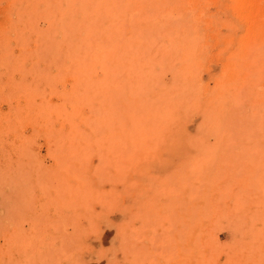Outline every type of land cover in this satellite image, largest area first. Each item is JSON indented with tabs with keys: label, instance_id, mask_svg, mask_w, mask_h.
<instances>
[{
	"label": "rangeland",
	"instance_id": "obj_1",
	"mask_svg": "<svg viewBox=\"0 0 264 264\" xmlns=\"http://www.w3.org/2000/svg\"><path fill=\"white\" fill-rule=\"evenodd\" d=\"M232 13L264 41V0H0V264H264V46L229 45ZM142 33L135 123L177 114L129 136L85 40Z\"/></svg>",
	"mask_w": 264,
	"mask_h": 264
},
{
	"label": "bare ground",
	"instance_id": "obj_2",
	"mask_svg": "<svg viewBox=\"0 0 264 264\" xmlns=\"http://www.w3.org/2000/svg\"><path fill=\"white\" fill-rule=\"evenodd\" d=\"M230 25H231V32L230 35L227 38V42L229 43L230 46L235 47V48H243V47H256V46H264V41H253L250 38L249 33L245 35L243 32L240 33V35L236 36V29L238 27V23L240 21L238 14L232 13L230 15ZM74 32H72V35L70 36L71 38H66L69 46L68 50L66 51L67 55H69L71 58L79 59V56L82 57L81 55V48L80 44L77 42V37L73 38ZM135 35V34H134ZM124 38H127L126 36H116V37H93L85 40V45H86V63L87 66H92V63L95 65L98 64V61L101 62V65L105 68L106 70V76L103 82L104 86V94L97 93L100 92L98 90H93L92 84H94V79L89 78L88 80V90H89V95L93 97H97L101 100L105 99L106 102V109L109 108L110 110L106 111L104 108V114L106 116H112L117 115L115 119H112L111 117V122L110 124H113L114 129L116 132L121 133L123 132V135L125 134H138L140 136L139 131L143 135L147 134H152V133H159L163 129L161 126H163V122L170 121L171 119L175 118L177 113L170 114V112H167V102L170 101V93L164 94L162 97V102L164 101V104L162 106H159V110L154 109L155 113L150 114L149 117L145 119V117H142L140 121L135 123L136 116L135 114H144L146 111V108L148 107V101L149 99L153 101V99L156 96L154 93L151 91L153 83H154V77L153 74L155 71L151 67L150 63L148 60L144 59V67H142L141 64V59L138 58L139 54H144L145 50L149 46V35L143 34H138L131 40H127ZM135 38V41H134ZM101 51V54L97 55L95 53V50ZM259 52L257 49H248V50H238L236 53L238 55H242L248 52ZM137 53V55H134ZM121 70H123L125 73H129L132 77L138 74L136 78H134L133 83V90H137L139 88H142L143 91H141L143 99H140L138 96L137 99L131 100L132 102H128L124 99L123 93L125 90L122 89L121 87V82H123L122 79V73ZM93 79V80H92ZM99 81V80H98ZM102 82V81H101ZM115 83V84H114ZM184 86L180 84V86H176L174 88V93L180 96ZM149 93H152L154 97L148 98ZM103 98V99H102ZM126 98V97H125ZM179 98V97H176ZM104 102V103H105ZM118 106L120 110L118 111H113V108ZM111 111L112 114L108 115V113ZM175 111V110H174ZM104 115V117L107 119V117ZM103 116V115H102ZM109 118V119H110ZM105 120V119H104ZM174 120V119H173ZM110 121V120H109ZM104 121H102V125H104ZM143 123V126L140 125ZM108 124V125H110ZM107 125V124H106ZM107 125V126H108ZM104 128V126H103ZM107 128V127H106ZM112 129V128H111ZM108 130V129H107ZM110 130V129H109ZM112 130V131H113ZM111 133V132H110ZM120 133V134H121ZM116 134V133H114ZM126 136L127 137L129 136ZM119 137V136H118ZM117 137V138H118ZM121 138V136H120ZM122 139V138H121ZM125 140H123L124 142ZM145 141V142H144ZM127 142V141H126ZM133 142V141H132ZM142 143H146V140L144 139L141 141ZM131 144V143H130ZM124 145V144H123ZM127 145V144H126Z\"/></svg>",
	"mask_w": 264,
	"mask_h": 264
}]
</instances>
